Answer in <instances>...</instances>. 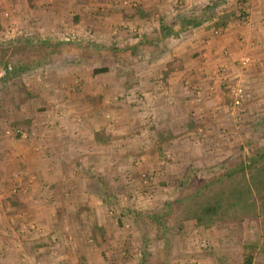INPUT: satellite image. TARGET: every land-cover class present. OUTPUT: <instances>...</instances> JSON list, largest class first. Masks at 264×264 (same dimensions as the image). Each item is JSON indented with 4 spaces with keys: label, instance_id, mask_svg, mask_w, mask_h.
I'll return each instance as SVG.
<instances>
[{
    "label": "crops",
    "instance_id": "obj_1",
    "mask_svg": "<svg viewBox=\"0 0 264 264\" xmlns=\"http://www.w3.org/2000/svg\"><path fill=\"white\" fill-rule=\"evenodd\" d=\"M18 1L21 3L14 4L16 10L24 9L29 13L36 27L43 22L51 30H61L63 25L75 26L92 32L96 43L106 48L95 49L90 45L92 39L82 36L79 40L84 44L79 42L82 46L78 45L76 55L57 56L49 47L53 52L49 51L33 68V72H39L45 62L53 67L49 75L53 82L74 78L83 81L85 64L94 63L90 78L95 85L89 81L88 86L79 87L80 98L66 106L67 112H78L80 118L68 114L62 136L58 123L49 124L46 120L47 125H51L46 149L52 158L50 164H45L40 154L33 152V140L24 144L9 130L17 126L33 130L43 113H49V109H45L50 104V94L44 89L31 88L20 97L13 96L10 107L7 96L0 98V264H119L125 257L109 250L112 248V244L108 246L110 240L104 243L117 233L99 229L103 224L100 217L94 212H90L93 216L83 212L85 207L102 203L99 175L105 176L110 187L117 179V176L113 179L109 170L110 175H105L107 170L102 171L100 167H94L99 175L96 177L93 173L90 179L91 175H87L90 172L82 164L83 159L87 162L88 158L102 161L103 155H98L96 150L100 145H107L101 139L105 135L104 114L109 113L117 122L116 129L124 127L117 130L119 134L109 135V143L121 140L126 148L108 151L103 159H108L116 174H128L138 169L132 165L135 153L127 148L132 128L139 124L144 127L152 121L157 141L165 147L159 152H149L150 155L143 149L142 158L168 153L172 159L183 161L189 155L187 145L194 139L195 126L213 124L203 111L214 110V107L224 112L228 110L224 99L218 98V86H215L218 82L215 77L219 76L214 69L218 64L235 69L240 58H248L252 62L250 68L239 75L233 73L234 78L239 77L256 106L264 108V0H222L225 3L221 0ZM178 2L181 6L175 11ZM192 13L203 17L205 22L198 28L181 32L177 18L189 17ZM223 15L231 17L226 27H217ZM167 16L175 18L170 20ZM166 27L172 31L169 37L161 31ZM34 29L33 26V31H39ZM43 42V46H52L49 40ZM155 45L158 47L154 48ZM123 61L132 65L147 61L148 66L139 63L123 71L120 66ZM150 62L152 65L148 64ZM95 70L99 72L95 74ZM31 73L17 72L10 80H21L27 86L26 78L31 77ZM99 85L102 86L97 88ZM36 97L44 100L39 109L33 106ZM37 114L40 116L36 117ZM87 127L92 130L88 138L93 142V152L73 147L74 142L85 137ZM143 129L142 136L146 135ZM157 165L154 161L145 166L141 164L139 168L153 172ZM92 189L95 197L86 193ZM35 200H42L46 206L33 212ZM21 222L24 223L20 226ZM88 226L93 227V231H89ZM26 228L29 231H25ZM91 237H94V245L87 243V240L92 242ZM178 239L180 236L173 240L163 238L157 243L160 248L175 252L181 246Z\"/></svg>",
    "mask_w": 264,
    "mask_h": 264
},
{
    "label": "rangeland",
    "instance_id": "obj_2",
    "mask_svg": "<svg viewBox=\"0 0 264 264\" xmlns=\"http://www.w3.org/2000/svg\"><path fill=\"white\" fill-rule=\"evenodd\" d=\"M220 2L224 1L221 0ZM20 3L21 1L17 2V0H6L4 4H0V71L9 66L12 67L13 71L15 66L10 60L14 57L15 61L19 60L25 63L27 67L26 71L32 73L30 74L31 77L26 78L27 86L25 82H21V80L12 82L10 78L13 72L0 79V98L2 96L4 97V95L5 97L7 96V104L10 107V99L13 101V96L20 97V95L27 93L31 88L44 89L50 94V104L48 103L49 105L47 104L46 109L44 108L45 110L48 108L49 113L46 115L43 113V117H38L40 120L37 118V124L33 125L32 131L29 128L28 131H26V126H17L9 129L14 137H16L14 133L17 129L26 133L28 135V140H23L19 137L16 138L22 140L21 142H24V144H28L29 141L33 140V152L40 154V158L45 164H50L52 158H50V154L46 149L49 144L47 137L48 133L51 131V125H47V123H58L57 126L59 125V127H57V129H60V136H62V129L67 128V115L71 114L76 118H80L78 112H67L66 106L67 103L71 105L80 98L81 90L79 87L83 85L88 86L87 84L91 81V83L95 85V82L90 78L94 63H89L90 66L85 64L86 69H84L83 73L86 75V79L82 81L80 78H74V82L72 80L62 81V79L58 82H53V77H49L53 67L50 68L44 61V65L41 67L43 70L33 72V68L36 67L35 64L37 61L46 57V54L50 51L49 47L53 48L57 56L66 54L64 57H72V55H76L75 53L79 50L78 45H80V43L84 44V41L78 40L75 43L63 42L62 37L65 33L76 31L79 37L95 36L88 30L83 31L71 25H63L61 30L54 28L51 30L49 26H46L43 22L41 26L36 27V24L34 25L36 22L33 23V17L29 13H26L24 9H22V11L16 10L14 4L18 6ZM179 6H181V4L178 2L174 6L175 11L179 10ZM222 6L224 5L222 4ZM194 10L191 12H195ZM6 13L9 14L8 17H6ZM168 18L173 20L175 16H169ZM33 26L36 29L38 28L39 31H33ZM37 34H44V36L41 37ZM47 40L51 41L52 46H43V41ZM90 45H93V47L97 49L106 48L103 44H97L93 38L90 41ZM81 46L82 45H80V47ZM156 47L158 46L155 45L154 48ZM103 52L105 53V51ZM139 63H143L145 67L148 66L147 61ZM139 63L134 62V65ZM251 63L250 61L247 66H242L240 58L235 65V69H230L229 66L223 63L216 65L214 70L219 76V78L215 77L218 81L217 84H215V86H218V98L224 99L222 101L227 105L228 110L224 112L214 107V110H209L207 112L203 111V113H208L209 119L213 124L211 127L205 124H198L195 126L194 139L187 145L186 152H188L189 155L183 161L172 159L171 155L168 153L166 156L165 153H162L160 157L157 155L153 157L152 155L151 158H142L140 151L143 149H145L144 151L149 155V152L152 153L154 151L155 153L156 150L159 152L161 148L165 150L163 143L159 144L157 141L156 126L151 121L144 127L139 124V126L132 128L133 131L131 132L130 142H128L127 148L136 155L132 165L134 168L138 169L128 174L120 172L116 174L113 167L109 166L110 162L108 163V159L105 160L103 157L106 156L108 151H115V148L120 151L126 148L121 140L115 141L114 144L112 141V143H109V135L115 136L114 133H118L117 130L120 131L124 129V127L122 126L121 129L120 127L116 129L117 122L112 120L109 113L104 114L105 135L101 136V139L103 140L102 143H107V145H100V148L97 147L96 150L98 155H103L101 158L102 161L88 158L89 160L85 162V159L81 157L83 159L82 164L83 168L88 173L90 172L87 174L88 176L91 175L90 179L94 177L93 173L97 172L94 170V167H97V169L100 167L102 171L106 169L107 173H105V175H110L108 173L109 170L113 179H116V176L117 179L110 187V184L104 180L105 176L103 177L101 176L103 174L99 175L96 173V177L99 175V181L102 182L101 196H99L102 203L96 207H85L83 212L89 214H91L90 212H94L95 215L100 217L101 223L103 224L102 227H98L99 229L107 230L108 232L113 231L115 234L117 233L115 237L111 239L109 237L106 238L104 243L108 240H110V242L113 240L116 241V243L109 242L108 246L112 244V248H109V250L125 257V259H120L119 264H141L142 261L145 264H242L243 242L246 240H259L262 242V246H260L258 250L254 264H264V231L261 219H246L242 227L237 225L232 226L228 221H225L216 224L210 229L198 227L193 221H187L180 232H177L178 225L176 220L178 219V212L169 216L166 222H164V226L156 225L151 219L152 215L162 214L165 211L167 203H176L179 201L182 197V182L185 177L192 174L190 172L192 169L196 171L198 177H201V175L208 177L213 174L215 170H219L223 163L227 161L235 162L241 154H246L247 144L254 143L258 147L264 145V108H262L263 106H256L257 103L253 100L251 92L239 81L238 77L240 73L242 74V72L244 73L250 68ZM122 64L123 66L120 65L122 69L120 67L118 68L123 71H126L128 66V69L134 66L125 61H123ZM148 64L152 65L151 62ZM141 68L143 69L144 67ZM233 73H237L238 78L235 79L234 77L236 76ZM228 78L232 80L230 81ZM78 79H80L81 82ZM100 86L102 85H99L97 88ZM238 86L244 88L248 92L249 99L243 103L242 106L235 107L233 97L231 96V90ZM57 87L59 88L57 89ZM33 101L35 109L40 105L43 107L42 103H44V100H39V98L36 97ZM45 110L43 112H45ZM64 114H66L65 120ZM37 116L40 115L37 114L36 117ZM50 116L51 118H49ZM46 120H48L47 123ZM64 124H66V126ZM143 128H145L146 135L142 136ZM85 130V137L79 142H74L73 147L93 152V142L88 138L89 135H92V130L89 127L85 128ZM134 131H137V133ZM76 134L77 133H75V135ZM98 151L101 154L98 153ZM116 160H118V158ZM154 161L159 165H157L158 167L155 168L156 170L153 172L148 171L146 167V170L139 168L141 164L145 166L147 163L152 164ZM87 180H89L88 177ZM92 192H94L93 189L86 191L87 194L91 193V195L95 197ZM105 193L109 195L108 199H106ZM45 206L46 203L42 202V200H35L33 201V212H37V209L42 210ZM91 215L93 216V214ZM23 223L24 222H21L20 226ZM90 223L93 224V222ZM90 230L93 231V227H90L89 231ZM25 231L29 230L26 228ZM177 236H180L178 240H180L181 246L180 250L177 248L175 252L165 247L160 248L157 243L163 238L173 240ZM90 241L92 242L87 240V243L91 245L95 244L94 237H91ZM154 242H156V244ZM114 244H117V247L114 248ZM144 253H146V256L143 255ZM142 256L144 258H142Z\"/></svg>",
    "mask_w": 264,
    "mask_h": 264
},
{
    "label": "trees",
    "instance_id": "obj_3",
    "mask_svg": "<svg viewBox=\"0 0 264 264\" xmlns=\"http://www.w3.org/2000/svg\"><path fill=\"white\" fill-rule=\"evenodd\" d=\"M230 17H220L217 27H226ZM177 21L181 25V32L198 28L205 22L203 17L195 14L178 17ZM161 31L166 37L172 34L170 27ZM10 62L15 66L10 74L27 69L25 63L15 61L14 57ZM94 72L96 74L99 70ZM190 172L192 174L182 182V197L179 201L167 203L162 214L151 216L156 225L164 226L166 219L178 212L177 232L183 229L187 221L210 229L225 221L232 226L242 227L246 219H261L264 231V145L258 147L254 143L247 144L246 154H241L235 162L223 163L219 170L208 177H198L193 169ZM105 196L109 198L106 193ZM261 243L259 240L243 242L242 264H254Z\"/></svg>",
    "mask_w": 264,
    "mask_h": 264
},
{
    "label": "built area",
    "instance_id": "obj_4",
    "mask_svg": "<svg viewBox=\"0 0 264 264\" xmlns=\"http://www.w3.org/2000/svg\"><path fill=\"white\" fill-rule=\"evenodd\" d=\"M6 0H0V4L1 3H5ZM9 14L6 13V17H8ZM89 38H94L92 35ZM79 40V35L76 33V31H71L69 33H65L62 37V41L66 42V43H75ZM250 63V60L248 58H241V64L242 66H247ZM12 71V67L9 66L3 70L0 71V79L4 78L5 76H7L10 72ZM231 96L233 97L234 100V106L235 107H240L242 106L243 103H245L248 99H249V94L248 92L238 86V87H234L231 90ZM15 136L19 137L23 140H28V135L26 133H24L23 131H21L20 129L15 130ZM31 138V137H30Z\"/></svg>",
    "mask_w": 264,
    "mask_h": 264
}]
</instances>
